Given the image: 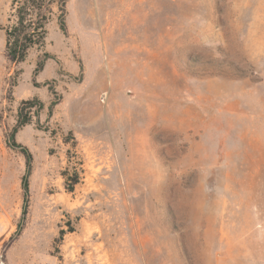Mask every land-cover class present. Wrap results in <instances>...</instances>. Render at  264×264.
Wrapping results in <instances>:
<instances>
[{
	"label": "rangeland",
	"instance_id": "374dc122",
	"mask_svg": "<svg viewBox=\"0 0 264 264\" xmlns=\"http://www.w3.org/2000/svg\"><path fill=\"white\" fill-rule=\"evenodd\" d=\"M15 11L0 264H264V0L57 1L21 64Z\"/></svg>",
	"mask_w": 264,
	"mask_h": 264
},
{
	"label": "trees",
	"instance_id": "16d2710c",
	"mask_svg": "<svg viewBox=\"0 0 264 264\" xmlns=\"http://www.w3.org/2000/svg\"><path fill=\"white\" fill-rule=\"evenodd\" d=\"M57 1L62 3L64 12L67 0H51V4L46 6L44 0H12V8L16 10L13 16H16L17 21L6 29L5 56L9 63H24L30 49L44 44L47 34L45 26L51 13L50 6ZM64 28L65 23L62 21L61 29L64 31ZM19 127L20 125L14 132H17ZM25 190L28 191V184L25 185Z\"/></svg>",
	"mask_w": 264,
	"mask_h": 264
}]
</instances>
